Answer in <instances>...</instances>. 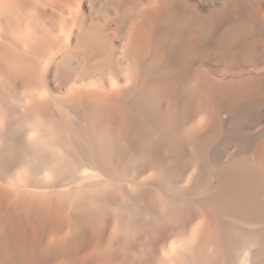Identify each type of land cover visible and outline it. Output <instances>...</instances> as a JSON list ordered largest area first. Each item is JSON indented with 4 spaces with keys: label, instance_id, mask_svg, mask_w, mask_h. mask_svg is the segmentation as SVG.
<instances>
[{
    "label": "bare ground",
    "instance_id": "6f19581e",
    "mask_svg": "<svg viewBox=\"0 0 264 264\" xmlns=\"http://www.w3.org/2000/svg\"><path fill=\"white\" fill-rule=\"evenodd\" d=\"M0 264H264V0H0Z\"/></svg>",
    "mask_w": 264,
    "mask_h": 264
}]
</instances>
